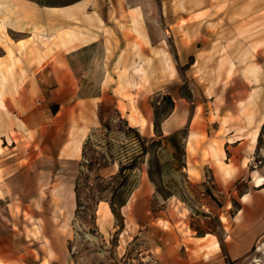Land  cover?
I'll use <instances>...</instances> for the list:
<instances>
[{"label": "rangeland", "instance_id": "obj_1", "mask_svg": "<svg viewBox=\"0 0 264 264\" xmlns=\"http://www.w3.org/2000/svg\"><path fill=\"white\" fill-rule=\"evenodd\" d=\"M21 1L0 0V264H172L200 237L207 263L264 264V215L243 213L241 201L264 167V0H186L187 14L168 15L189 36L182 46L171 43L168 62L159 63L155 88L165 92L151 96L149 126L130 125L127 106L108 96L98 113L102 126L76 160L57 157L66 147L76 154L74 139L89 132L93 110L82 105L59 116L54 72L35 78L48 64L20 62L3 39L6 27L23 21ZM29 1L45 12H30L29 21L43 25L55 7L79 0ZM141 74L135 87L145 92ZM172 88L197 107V123L207 118L213 158L224 157L227 141L240 142L230 161H216L221 181L213 170L199 179L189 127L163 135ZM233 173L243 178L228 183ZM63 181L74 191L72 206L57 194Z\"/></svg>", "mask_w": 264, "mask_h": 264}, {"label": "crops", "instance_id": "obj_2", "mask_svg": "<svg viewBox=\"0 0 264 264\" xmlns=\"http://www.w3.org/2000/svg\"><path fill=\"white\" fill-rule=\"evenodd\" d=\"M18 3L22 7L16 14H21L23 21L15 22L17 27H6L7 37H3L13 42L15 57L22 63L35 60L43 65L48 64L35 78L49 69L54 72L57 80L54 95L59 97V116L62 111L72 114L82 105L93 110L86 126L89 132L81 139H74L81 142L79 152L74 154L71 147H66L65 150H60L58 159L76 160L81 155L83 142L89 138L91 130L102 126L98 113L108 96L113 97L117 108L122 107V103L127 106L125 116L130 125L134 121L137 123L136 127H141L143 120L144 125L149 126L151 96L165 92L155 88L160 75L159 63L168 62L166 48L171 43L176 41L177 45L182 46L184 38L187 41L189 36L188 27L177 28L180 25L175 27L169 24L167 16L187 14L186 0H79L64 7H55L51 14L52 23L43 25L39 22L32 23L28 19L30 12L36 16L42 13V7L29 0ZM29 23L32 28H28ZM189 58L190 56L187 62ZM184 60V57L179 58L181 62ZM194 62L193 67H196L199 62ZM27 72H31L29 67ZM141 72L148 83L145 92L135 87V80L142 77ZM28 77L31 78L30 74ZM168 90L173 107L161 124L163 135L171 137L189 127L186 142L188 145H195L199 151L198 156L191 155L189 159L192 160L199 179L205 180L207 173L213 170L214 177L219 176L221 181L222 175L216 161H230L228 151L240 142L227 141L224 157L218 154L213 158L208 150L214 135H211L207 118H201L197 123V107L181 98L173 88ZM32 94L33 90L24 92L27 98ZM131 96L134 100L130 103L126 97ZM121 115L123 116L122 110ZM231 135L234 136V133L231 132ZM261 168L255 173H258L257 177L264 178V167ZM237 177L243 178L238 173H233L227 182L232 183ZM257 177L251 176V185ZM251 190L241 196L243 213L253 217L264 215V186L254 185ZM205 240V237L192 238L190 248L193 252H188L187 247L181 248L180 259H173L172 264H219L205 262L207 252L201 251ZM216 249L211 252L212 256L218 255ZM167 264H171L169 260Z\"/></svg>", "mask_w": 264, "mask_h": 264}, {"label": "bare ground", "instance_id": "obj_3", "mask_svg": "<svg viewBox=\"0 0 264 264\" xmlns=\"http://www.w3.org/2000/svg\"><path fill=\"white\" fill-rule=\"evenodd\" d=\"M2 84H3V81L1 79V76H0V93H1V89H2ZM1 95V94H0ZM259 137H260V133H259V130L256 131V133L254 134L253 136V144H256L259 140ZM80 140H75V151L76 152H79L80 150ZM257 177V174H255ZM255 183H256V186H259V187H262L264 186V178L262 177H257L255 179ZM56 191H57V194L62 197V194L65 196V193H66V197H68V203L69 205H73V198H74V191L72 189V187L70 185H67L64 181L59 184V186L56 188Z\"/></svg>", "mask_w": 264, "mask_h": 264}, {"label": "trees", "instance_id": "obj_4", "mask_svg": "<svg viewBox=\"0 0 264 264\" xmlns=\"http://www.w3.org/2000/svg\"><path fill=\"white\" fill-rule=\"evenodd\" d=\"M171 100V98H169ZM172 106H173V101L171 100Z\"/></svg>", "mask_w": 264, "mask_h": 264}]
</instances>
